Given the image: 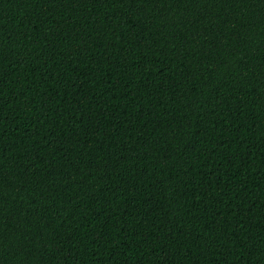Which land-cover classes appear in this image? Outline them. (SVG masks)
<instances>
[{"label":"trees","instance_id":"16d2710c","mask_svg":"<svg viewBox=\"0 0 264 264\" xmlns=\"http://www.w3.org/2000/svg\"><path fill=\"white\" fill-rule=\"evenodd\" d=\"M0 264H264V0H0Z\"/></svg>","mask_w":264,"mask_h":264}]
</instances>
